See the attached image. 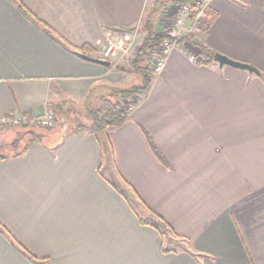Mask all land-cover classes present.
I'll use <instances>...</instances> for the list:
<instances>
[{
    "label": "crops",
    "instance_id": "1",
    "mask_svg": "<svg viewBox=\"0 0 264 264\" xmlns=\"http://www.w3.org/2000/svg\"><path fill=\"white\" fill-rule=\"evenodd\" d=\"M19 1L29 13L0 0V118L94 106L139 83L119 60L104 67L77 53L98 58L105 30L134 32L156 0ZM208 10L214 20L195 41L261 75L172 50L108 132L109 161L96 136L63 130L0 159V264H264V0ZM136 204L176 241L141 224Z\"/></svg>",
    "mask_w": 264,
    "mask_h": 264
},
{
    "label": "trees",
    "instance_id": "2",
    "mask_svg": "<svg viewBox=\"0 0 264 264\" xmlns=\"http://www.w3.org/2000/svg\"><path fill=\"white\" fill-rule=\"evenodd\" d=\"M196 1L197 0H170L169 2L171 7L175 6L177 8L178 6L186 3L193 5ZM15 2L18 8L24 11L25 14L29 13L19 0H15ZM154 9H155V3L153 4L149 13L153 14ZM197 13L198 10H194L191 13L189 18L190 21L195 20ZM28 15L33 17L31 14ZM213 20H214V14L210 10L206 9L204 11V18L200 20L201 22L199 21L200 23L198 22L199 29H202V31L206 33L207 29L209 28ZM45 30L47 31L48 34L51 31L46 26H45ZM143 31L145 32V35L143 36L140 45L136 47L134 56L131 58V60L127 61L125 68L121 66L117 67V69L123 73H127L128 75H133V77L134 75H136L137 79L140 78L141 80L140 86H132L131 88L125 90L113 89V88L110 89L109 93L100 97L94 106L88 105L84 108L85 119L87 122L76 125L73 130H69L68 132L62 131V133L66 134L73 132V133H88L94 135L98 138V142L101 148L104 149V154L106 153L107 149L110 147L108 132L124 125L128 121L130 114L128 108L130 107L134 108L137 105V102L140 101L151 88L152 79L154 77L152 63L155 57V50L163 42V36L157 34L156 28L154 26V22H151L150 18H147V20H145ZM123 33L131 34L133 32L124 31ZM183 43L189 44L193 49L196 50V53L194 55L197 58L201 59L202 61L201 63L207 65L213 61V56L215 53L199 45L195 41L193 36H185L181 38L178 44L182 45ZM139 96L141 97L139 98ZM61 109H62L61 106L56 105L54 103H50L47 105L46 112H53L57 117L60 115L59 112H61ZM27 130L28 129H24L23 127L20 128L21 133L26 132ZM35 133L36 135L39 136V138H37V136L33 137L29 134H26V137H28V143H26L19 151H15L11 147L13 153L8 155V154H2V152L4 151L0 150V159H5L9 156L16 157L21 155L27 150L30 143L36 140L42 141L45 138V136L50 132H46V133L35 132ZM149 144L156 158L162 164L166 165L167 163L159 154L156 147L151 142H149ZM5 147L6 146H3L2 149H5ZM109 153H110L109 157L110 159H112V152ZM110 161H111L110 163L111 165L113 160ZM105 162H107L106 159ZM109 176L110 177H108L107 181H109V183L118 193L124 196V191H122V189L120 188L121 185L119 184V182H117V180L113 178V174L110 173ZM133 211H135V209H133ZM138 221L141 224L151 225L156 231H158L161 238H163L164 232L167 234L168 232L171 233L172 231L171 228L168 226V224L161 218L156 217L155 220H153V222H146L144 218L142 217L139 218L138 216Z\"/></svg>",
    "mask_w": 264,
    "mask_h": 264
},
{
    "label": "built area",
    "instance_id": "3",
    "mask_svg": "<svg viewBox=\"0 0 264 264\" xmlns=\"http://www.w3.org/2000/svg\"><path fill=\"white\" fill-rule=\"evenodd\" d=\"M211 0H197L193 5L189 3L180 5L175 11L174 22L167 26L162 44L155 50V57L152 63L154 75L159 74L164 68L166 58L172 50L180 49L187 56L188 61L193 65L201 64V59L193 53L188 52L186 45L180 47L178 44L181 38L189 36L199 31L197 23L204 18V11L208 9ZM194 10H198L195 20L190 21V15ZM189 24V26H188ZM194 29V31H192ZM128 35L119 34V37L111 30H105L104 42L98 48L100 59L107 60L111 63L118 61L121 57H126L127 52L123 48L130 44ZM118 39V40H117ZM131 111L133 108H128ZM56 122V115L53 112H45L39 117L5 115L0 118V131L13 128H40L50 129Z\"/></svg>",
    "mask_w": 264,
    "mask_h": 264
},
{
    "label": "rangeland",
    "instance_id": "4",
    "mask_svg": "<svg viewBox=\"0 0 264 264\" xmlns=\"http://www.w3.org/2000/svg\"><path fill=\"white\" fill-rule=\"evenodd\" d=\"M169 1L170 0H156L154 13L153 14L148 13L146 15L144 21L142 22V24H140L133 33H131V34H124L123 33V35L131 36L132 34H134L137 31L136 33H138L139 35H136L135 38H132V37L129 38L128 41L130 44L129 45L126 44L125 46H123V48L127 52L125 54L127 56L119 58V65H123V63L127 64V61L131 60V58L134 56L136 47H138L141 43V42H139L140 41L139 40L140 34L143 33V36L145 35V32L143 31V27H144L143 23L145 22V20H147V18H150V21L154 22L155 27H156V24L158 25V31L161 30L159 32V35L164 36V33H165L167 26H171L172 23L174 22V18H175L174 14H175V11L177 9L175 6L171 7ZM199 23H197L198 27H199ZM188 26H189V24H188ZM201 30L202 29H199L198 32H194L193 34H191L189 36H193V38H195L196 36L200 35V33H202ZM192 31H194V29ZM117 37H119L118 34H117ZM134 77H136V75H134ZM137 80L139 81V83L138 84L134 83V85H132V86H140V84H141L140 78H138ZM132 86H130L129 88H131ZM140 97L141 96H139V98ZM90 105H92V103ZM59 113H60V115L56 117L55 124L50 129L24 128V129H28V130L26 132L21 133L19 127H13V128H8V129L0 131V142H2L4 144L3 146H6L5 149H1L2 151H4V152H2V154H8V155L12 154L13 152H12V149L10 147V143L13 142L20 135H22V138H21L22 141L20 140L21 142L19 141L17 147H15V149H14L15 151H19L23 147L24 143H26L28 141V137H26V134L28 131L46 133V132H52L53 130H63L64 132H68L69 130H73L76 125L83 124L86 120L84 108L81 106H78V107L67 106V108L61 109V112H59ZM104 155H105V159L109 161V156H110L109 151H107ZM136 212H137L138 216L146 217L145 212L139 206V204H136ZM147 221L151 222L149 219H147ZM162 239L164 241H168V240H175L176 241V239L170 237L165 232L163 234Z\"/></svg>",
    "mask_w": 264,
    "mask_h": 264
},
{
    "label": "water",
    "instance_id": "5",
    "mask_svg": "<svg viewBox=\"0 0 264 264\" xmlns=\"http://www.w3.org/2000/svg\"><path fill=\"white\" fill-rule=\"evenodd\" d=\"M77 56L86 60V61H89V62H92V63H95V64H98V65H101V66H104V67H110V62L107 61V60H103V59H100V58H93V57H90V56H87V55H84V54H80V53H77ZM213 61L218 63L219 66H228V67H231V68H235V69H239V70H245L251 74H255L257 76H260L261 73L256 69L254 68L253 66H250L248 64H244V63H240V62H236V61H233L229 58H227L226 56H223L221 54H218V53H215L214 56H213ZM27 134L33 136V137H36L39 138L38 135H36L35 132L33 131H29L27 132ZM22 138V135H20L18 138H16L13 142L10 143V145L12 146L13 149H15V147H17L19 141L21 140ZM3 143L0 142V150L3 148Z\"/></svg>",
    "mask_w": 264,
    "mask_h": 264
},
{
    "label": "flooded vegetation",
    "instance_id": "6",
    "mask_svg": "<svg viewBox=\"0 0 264 264\" xmlns=\"http://www.w3.org/2000/svg\"><path fill=\"white\" fill-rule=\"evenodd\" d=\"M10 147H12V146L10 145Z\"/></svg>",
    "mask_w": 264,
    "mask_h": 264
}]
</instances>
